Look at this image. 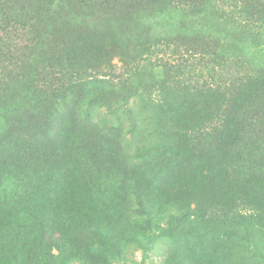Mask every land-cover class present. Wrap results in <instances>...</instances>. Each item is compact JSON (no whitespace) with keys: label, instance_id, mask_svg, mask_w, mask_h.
I'll return each mask as SVG.
<instances>
[{"label":"trees","instance_id":"trees-1","mask_svg":"<svg viewBox=\"0 0 264 264\" xmlns=\"http://www.w3.org/2000/svg\"><path fill=\"white\" fill-rule=\"evenodd\" d=\"M25 1L16 0V38L25 35L27 50L42 59L44 70L56 78L48 126L70 113L82 121H95L103 129H116L120 138L112 161L100 167L96 150L83 146L76 151L73 138L57 146L60 156L68 157L64 169L55 166L42 174L27 172L10 157L0 158L11 162L16 172L12 175L16 190H0V198L15 199L16 214L23 221L21 228L13 230L10 208L0 205V264L127 263L130 253L146 246L162 249L161 264H264V212L257 204L256 183L248 181L250 197L242 204L227 199L235 193L232 186L237 178L230 174L237 173L233 154L241 141L228 126L244 115L241 110L254 87L252 77L221 76L201 85L188 77L181 61L177 78L126 88L114 60L118 58L130 75L139 74V62L134 61L145 57L139 47L133 53L130 45L117 53L106 49L110 36L89 32L72 17L71 0L47 6L44 0ZM73 1L85 9L86 0ZM212 1L178 0L173 7L181 15L207 11ZM220 2L222 6L224 0ZM30 7L36 10L27 15ZM247 31H233L235 58L251 49L247 41L254 43ZM8 34L11 54H3L13 66L16 53L11 51L19 47ZM189 43H178L179 57L184 50L205 57L206 52ZM220 57L222 63L225 54ZM32 74L35 88L44 90L48 81L44 72L39 77L35 76L38 72ZM110 113L115 120L106 119ZM48 130L50 136L55 135ZM31 135L36 139V133ZM160 155L183 162L168 180L166 191L205 195L195 206L176 209L157 190L148 191L143 181L121 171L137 160L142 168ZM235 155L241 161V152ZM89 160L94 162L86 167ZM110 207L117 214L111 216Z\"/></svg>","mask_w":264,"mask_h":264},{"label":"rangeland","instance_id":"rangeland-1","mask_svg":"<svg viewBox=\"0 0 264 264\" xmlns=\"http://www.w3.org/2000/svg\"><path fill=\"white\" fill-rule=\"evenodd\" d=\"M52 1L62 2L44 0L43 4L51 5ZM70 2V15L85 24L89 32L102 31L110 36L111 41H108L106 49L117 53L127 51L130 45L132 53L134 47H139L145 54L141 60L134 61L139 62L141 70L134 75L120 66L122 63L118 58L114 60L119 66L117 73L120 72L121 77L126 79V88L157 79L177 78L178 62L181 61V68L188 77L200 81L201 85L216 82L215 79L219 80L221 76L232 78L242 74L252 77L254 87L248 93L247 103L241 110L244 115L241 120H236L237 124L228 126L241 139L234 152H241L242 156L240 161L233 154L237 173L230 176L237 178V181L232 186L235 193L227 199L242 204L250 197L248 181L252 180L256 183L254 190L257 204L264 212V0H260V3L254 0H224L222 6L220 0H213L207 11H189L181 15L173 7L178 4V0H86L84 10L79 7L80 4L75 5V1ZM256 3L258 4L255 6ZM184 7L190 8L185 4ZM16 10H19L16 0H0V158L10 157V161L15 160L18 165L26 167L27 172L37 171L42 174L55 166L57 169H64L68 157L65 159L60 156L57 146L64 145L67 139L73 138L77 144L76 151H80L83 146L96 150L95 161L99 167L112 161L114 147L116 148L120 138L118 130L103 129L95 121H82L70 113L63 114L53 126H48L55 98L56 78L51 74L53 72L44 70L42 59L27 50L25 35L16 38ZM35 10L36 8L30 7L27 15ZM20 19L23 20L22 17ZM244 28L248 29L254 43L247 41L246 44L251 49L241 58H235L236 36L233 31ZM7 33L19 47H14L11 51L16 53V65L13 66L8 64L9 61L4 59L3 54L9 52L7 42L10 39ZM183 42L195 44L193 47L206 52L205 57L195 56L186 50L179 57L181 54H178V43ZM222 53L225 57L221 63ZM30 71L38 72L36 77L44 72L42 76L48 78L44 90L35 88L36 81L32 79L33 74L29 75ZM51 82L54 85L49 87ZM104 109L103 113L106 114L108 109ZM105 117L107 120H115L111 113ZM48 128L55 131L54 136L49 135ZM33 133L37 134L36 139L32 138ZM133 147L132 142V152ZM137 161L132 167L121 168V171L134 180L143 181V186H148V191L157 190L159 196L168 199L172 207L178 209V206H195L205 197L196 192H181L178 195V192L166 191L168 180L182 166L183 162L178 158L160 155L154 161H147L142 168L139 167L140 161ZM93 162L89 160L86 167ZM15 174L11 162L0 161V190H16V177L12 176ZM23 187L22 184V189ZM0 205L4 209L10 208L12 229L21 228L23 221L20 213L16 214V200L0 198ZM109 209L111 216L118 212L114 208ZM130 257L131 261L116 264H161L164 259L162 249L153 250L148 246L134 250Z\"/></svg>","mask_w":264,"mask_h":264}]
</instances>
